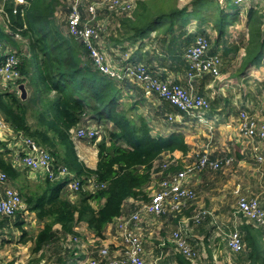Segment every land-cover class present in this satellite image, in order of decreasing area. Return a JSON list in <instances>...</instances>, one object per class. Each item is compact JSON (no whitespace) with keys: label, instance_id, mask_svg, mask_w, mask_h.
<instances>
[{"label":"trees","instance_id":"16d2710c","mask_svg":"<svg viewBox=\"0 0 264 264\" xmlns=\"http://www.w3.org/2000/svg\"><path fill=\"white\" fill-rule=\"evenodd\" d=\"M28 2L23 14L13 13L12 3L7 4V9L12 24L10 28L19 30L27 38L28 51L31 52L30 57L27 53L22 57L18 81V84H26L30 96L22 100L15 90L0 89V114L14 130L23 131L48 148L54 158V170L65 165L80 180L81 188L76 192V200H72L64 189L66 180L47 178L35 189H29L30 186L20 179V171L7 157L9 150L2 151L6 143L1 140L0 170L20 184L25 209L35 214L43 225L34 239V253L41 252L40 264L44 262L45 247L53 250L55 246L60 248L55 264H68L69 258L78 250L73 241L77 236L75 226L85 222L96 236L103 238L110 223L128 215L125 210L129 199H134L133 210L137 208V201H148L147 187L152 181L154 162L176 150L186 152L189 145L182 133L154 136L144 117L130 113L133 108L124 107L117 82L95 70L88 49L56 22L55 12L60 0ZM135 3L131 16L122 21L123 29L119 33L122 39L132 43L150 36L157 28L159 34H174L178 26L182 30L177 36L184 35L191 17L195 16L203 21H213L221 38L226 34L231 18L219 0H193L191 11L188 7L172 5L171 0H136ZM207 11L212 13L207 16ZM248 26L249 39L241 70L263 62L264 4L248 10ZM6 29L0 24V38L10 42L14 35ZM86 118L98 125L112 126L109 135L106 133L98 143L99 161L95 169L79 157L71 133ZM91 178L96 179L98 185L105 186L89 190L87 184ZM56 225L60 228L57 229ZM16 227L23 236L28 234L24 221H17ZM245 228L247 245L251 248L249 258L253 262L261 261L260 246L251 229ZM175 258L176 264H190L178 251Z\"/></svg>","mask_w":264,"mask_h":264},{"label":"crops","instance_id":"0c3cea01","mask_svg":"<svg viewBox=\"0 0 264 264\" xmlns=\"http://www.w3.org/2000/svg\"><path fill=\"white\" fill-rule=\"evenodd\" d=\"M180 1L185 2L183 4ZM192 1L177 0L173 5L179 8L188 7V11H191ZM224 1L225 4H222L221 0L219 2L226 12H230L231 18L228 21L226 34L221 38L218 36V30L215 28L213 21H203L202 18L195 16L191 17L186 27L187 33L184 35L177 36V33L182 30L178 26L175 27L174 34H159L157 28L150 36L132 43L127 39H122L119 35L123 29L122 21L128 16H118L111 18L109 21L106 17H103L105 13L100 15L101 19L108 22L109 30L103 43L113 63H118L120 60L127 58L131 61L145 63L156 77L164 80L172 79L191 89L193 93L205 95L210 99L211 107L206 113V118L209 121L205 122L200 121L197 116L186 115L170 102L162 100L156 93H145L144 88L139 83L116 81L121 88V99L124 107L126 109L133 108L130 113L144 117L154 136L167 137L173 133L184 134L189 150L186 152L176 150L173 153L163 155L160 159L163 160L167 156H172L176 160V163L172 166L174 172L184 170L186 166L196 162L203 153L210 154L214 159L232 154L239 165L247 161L248 158L255 160L253 157L255 145H259L261 153L264 154V141L254 140L248 143L239 136L237 130L239 114L242 110H249L264 121V59L259 66L254 65L244 70L240 69L246 55L245 45L249 39L248 10L254 5L264 4V0H240V3L237 2L238 0ZM211 13L212 11H207L205 15L209 16ZM198 33L210 35V52L221 54L223 59L222 74L218 78L210 74L197 76L190 82L184 53L192 46ZM182 36L189 37L182 41L180 40ZM6 43L11 44V42ZM11 45L15 48L13 44ZM0 89L5 90L1 85ZM169 114L176 116L175 120L170 121L168 119ZM82 126L100 125L92 119L86 118ZM72 137L79 157L89 167L95 169L99 161L98 143L102 138L97 141L93 140L94 143H92L90 140H78L73 133ZM89 144H91V147H89ZM3 150L5 148H2ZM13 156V151L10 148L7 157L12 164H14ZM263 165L260 164L259 166ZM16 168L20 171V179L35 180L36 187L42 181L39 178L32 177L22 166ZM261 168H254V171L250 173V182L255 181L256 176L261 175L260 173L264 174V168ZM230 170L228 167L223 171H219L220 174L225 175L219 177L209 175V172H216L213 170L197 172L188 176V185L196 188L199 196L194 205L189 207L183 216L194 214L200 206L212 211V215L207 221L193 226L190 231V241L200 254L199 264H264V228L256 227L252 223L246 222L244 218L237 216L235 213L237 203L234 209L230 210L232 205L230 202L231 194L235 195L237 200L240 194L258 197L259 195L249 193L250 189L244 182L243 177L235 176L230 173ZM233 177L240 178L238 183ZM152 178L147 191L153 189V193L155 188H159L163 175L156 173ZM10 180L11 184L17 188L14 184L17 185L18 182L15 179L10 178ZM18 186L20 187V184ZM64 189L70 193L72 200L77 199L76 193H72L66 186ZM149 194L150 191H148ZM133 201L134 199H129L126 202L125 214L135 211L142 202L137 201V208L133 210ZM260 201L264 205L261 199ZM94 206L98 208V204L94 203ZM30 214L37 220L35 214ZM178 220L179 216H143L141 230L146 241L145 256L148 261L161 264L177 263L175 258L177 250L174 248L171 237L172 231L177 227ZM113 223L108 225L103 239H99L85 222L75 226L78 237L83 238L84 241L88 238L89 241H85L81 246L75 245L78 250L74 257L69 258L68 264H88L89 257L97 255L99 248L104 246L106 242H115L114 246L117 250L121 238L118 236V232H116L117 236L113 234ZM246 226L251 229L254 239L260 246L261 261L253 262L249 258L251 248L247 245ZM56 228L59 229L60 225H56ZM235 228L240 229L247 245L245 251L240 253L233 252L227 246L228 234ZM116 239L119 241H116ZM99 240L103 245L99 246L97 243ZM111 252L114 253L115 249H111Z\"/></svg>","mask_w":264,"mask_h":264},{"label":"built area","instance_id":"2783aa9c","mask_svg":"<svg viewBox=\"0 0 264 264\" xmlns=\"http://www.w3.org/2000/svg\"><path fill=\"white\" fill-rule=\"evenodd\" d=\"M70 1V0H69ZM240 3V0L237 1ZM13 13H24L28 0H12ZM0 16L6 24L7 31L13 33L14 38L24 36L18 30L10 27L9 11L0 5ZM135 1L128 0H71L70 11L66 16V32L79 40L89 52V58L95 70L102 75L118 82L133 81L139 83L147 94L156 93L162 100L168 101L180 111L191 117H198L200 121H209L206 113L211 107L210 99L193 91L172 79L164 80L156 77L150 68L142 62L131 61L128 58L113 63L104 48V38L109 30L108 22L99 15L109 12L106 17L110 21L118 16H130L135 8ZM58 13V11H57ZM211 37L205 33H198L195 42L184 53L188 65V78L193 81L197 76L210 74L218 78L222 74L223 59L221 54L210 52ZM21 55L11 44L0 40V85L5 89H13L19 94L18 81L21 78L19 65ZM176 116L168 115L170 121ZM90 121V120H88ZM239 136L248 143L264 141V121L249 110H242L238 121ZM71 133L78 140L97 141L103 134L100 126H78ZM0 140L6 143L5 149L13 151V162L16 167L22 166L28 173L39 180H66L65 186L72 193L81 188L80 180L76 178L68 167L61 165L54 170V158L50 151L40 145L35 139L23 131H16L2 116H0ZM11 141V142H10ZM9 144V145H8ZM253 157L258 164H264V154L259 145L253 148ZM236 158L232 154L219 158H212L203 153L199 159L189 164L184 170L174 172L172 166L176 160L167 156L163 160H156L152 168V177L156 173L162 174L159 189L151 195L150 201H142L138 208L128 215L121 216L115 221V228L121 238L123 248L120 252H111L107 246L101 247L97 255L90 256L88 264H161L148 261L146 241L142 233L144 215L176 216L179 215L177 227L172 231L171 241L175 249L182 253L190 264H199L200 254L190 241V231L212 215V211L200 206L192 215L183 216L184 212L194 205L198 199L196 188L188 185V176L206 170H223L233 165ZM9 175L0 170V222L11 220L20 208L25 209L21 193L10 182ZM99 186L96 179H89L87 188L95 191ZM236 215L244 218L256 227L264 228V205L258 196L240 194L237 200ZM70 239L68 238L67 241ZM76 246L82 245L81 238L73 237ZM227 246L233 252L246 249V243L240 229L231 230L227 237Z\"/></svg>","mask_w":264,"mask_h":264},{"label":"rangeland","instance_id":"374dc122","mask_svg":"<svg viewBox=\"0 0 264 264\" xmlns=\"http://www.w3.org/2000/svg\"><path fill=\"white\" fill-rule=\"evenodd\" d=\"M11 1L12 0H0V5H3L7 10V4H11ZM128 1L131 2V1H135V0H128ZM176 1L171 0V4L172 5L175 4ZM180 2L184 4L185 1H180ZM221 2H222V4L226 3L224 0H221ZM70 3H71V0L70 1L69 0H60V4L57 7L58 13L55 12L56 22L59 24V26H61V29L62 28L64 29L65 32H66V26H63V25H66V15H67V12H69L68 7H70ZM109 14L110 13L106 11V13L103 15V17H107V16H109ZM99 18H101L100 15H99ZM0 24L6 26L3 19L1 18V16H0ZM188 37L189 36H185V37L182 36L180 38V40L184 41V39H187ZM0 40L3 42H9V41L2 40V39H0ZM10 42H11V44L14 45L15 49L18 50V52L20 53L21 59H22V57H26V53L30 57L31 52L28 51L27 38H22L19 40L16 38L15 39L13 38L12 41H10ZM29 94H30V90H29ZM29 115H32V112H30ZM0 116L3 117L2 114H0ZM99 125L103 129V134H102L101 138H103V136L106 133H107V135H109V128H111V124L109 125V127L107 124H104V123L99 124ZM92 143H94V141H92ZM90 145L91 144H89V147H91ZM58 149L62 150L61 147L60 148L58 147ZM256 163L257 162L255 160L248 158L247 161H245L239 165L238 162L235 160L233 165L230 166L229 168L231 169L230 173L234 174L235 176L238 175V176L243 177L244 182L248 185V187L250 189L249 193L259 195L260 199L262 200V202L264 204V192L262 193V191H264V176H262V175H264V174L260 173L261 175H257L255 181H253V182H250V179H249V175H250V173H252L254 171V168H258V167H260V169H262L261 167L264 168V165L259 166L260 164H258V163L256 164ZM223 170H225V169H223ZM223 170H218L216 172H209L210 173L209 175L212 174L213 176H217V177L225 176L224 174L219 173V171H223ZM233 179H235V181H237L236 183H238L240 178L237 179V178L233 177ZM23 180H24V183L27 185V187L30 186L31 189L36 188V186H35L36 181L35 180H30V179H25V178H23ZM14 185L18 188L19 192L21 193L18 184L17 185L14 184ZM158 189L159 188H157V189L155 188L154 191H156ZM152 190L153 189H148V191H150L151 195H152ZM150 194L148 196L149 197L148 201H150V198H151ZM21 196H22V194H21ZM22 199H23V205L25 206L26 202H25L23 196H22ZM148 201H145V202H148ZM230 202L233 205V206L232 205L230 206V210L232 211L234 209V207L236 206L237 197L235 195L231 194L230 195ZM95 204H97V203H95ZM17 221H24V228L26 229V231H28L27 235L23 236L22 231L16 227ZM116 221H117V219H116ZM114 224H115V221L112 224L113 225V228H112L113 234L115 236H117V233H116L117 231H116ZM42 227H43L42 223L35 220V217H33L32 214H30L29 212H27V209H22V208H20V210L16 213V216L14 218H12L11 220H3L2 223L0 224V264H11V263L12 264H40L41 261L39 262V259L41 256V252L34 253V247H35V240L34 239ZM168 228H170V227H168ZM77 236H79V235H77ZM99 239H103V238H99ZM117 240L118 239H116V241ZM85 241H89V239L86 238ZM85 241L83 240V238H81L82 243H85ZM154 241H157V240H154ZM97 243L99 244V246L102 244L100 242V240ZM114 243L115 242H108V243L106 242V244H104V246H107L109 248L111 247V249H115L116 253L120 252L123 248V245H121V243H119L117 250H116V246H114ZM104 246H102V247H104ZM59 251H60V248H58L57 246H55L53 248V250L45 247V249L43 250L44 262H42L41 264H55Z\"/></svg>","mask_w":264,"mask_h":264},{"label":"water","instance_id":"95a60500","mask_svg":"<svg viewBox=\"0 0 264 264\" xmlns=\"http://www.w3.org/2000/svg\"><path fill=\"white\" fill-rule=\"evenodd\" d=\"M19 96L22 100H26L29 97V89L25 83H20L18 85Z\"/></svg>","mask_w":264,"mask_h":264}]
</instances>
